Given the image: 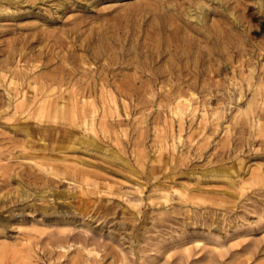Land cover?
Masks as SVG:
<instances>
[{
  "label": "rangeland",
  "instance_id": "1",
  "mask_svg": "<svg viewBox=\"0 0 264 264\" xmlns=\"http://www.w3.org/2000/svg\"><path fill=\"white\" fill-rule=\"evenodd\" d=\"M0 264H264V0H0Z\"/></svg>",
  "mask_w": 264,
  "mask_h": 264
},
{
  "label": "bare ground",
  "instance_id": "2",
  "mask_svg": "<svg viewBox=\"0 0 264 264\" xmlns=\"http://www.w3.org/2000/svg\"><path fill=\"white\" fill-rule=\"evenodd\" d=\"M204 12V11H203ZM94 86V85H93ZM89 91V90H88ZM66 236V235H65ZM63 238H65V237H63ZM67 239V238H66ZM62 240V239H61ZM60 243V242H59Z\"/></svg>",
  "mask_w": 264,
  "mask_h": 264
}]
</instances>
